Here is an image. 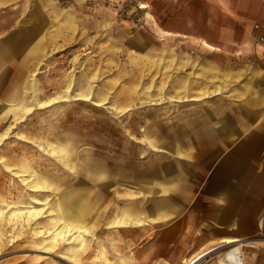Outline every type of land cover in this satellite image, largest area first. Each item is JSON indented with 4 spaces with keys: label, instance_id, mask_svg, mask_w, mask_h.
Listing matches in <instances>:
<instances>
[{
    "label": "rangeland",
    "instance_id": "1",
    "mask_svg": "<svg viewBox=\"0 0 264 264\" xmlns=\"http://www.w3.org/2000/svg\"><path fill=\"white\" fill-rule=\"evenodd\" d=\"M165 4L0 0V37L30 30L40 47L22 78L20 101L4 96L13 73L0 84V264H188L198 252L217 245L195 232L185 248L173 242L177 237L160 243L154 229L162 231L167 224L150 228L129 210L133 183L114 177L104 181L110 186L100 187L102 181L92 180L85 162L94 146H110L106 155L114 163L139 159L138 154L123 158L118 151L139 152V125L154 124L156 114L172 103L179 108L173 114L192 110L194 125L203 116L235 123L247 107L253 108L249 98L258 53L225 52L164 32ZM24 38L31 41L29 33L19 39ZM7 68L14 69L5 64L0 73ZM205 91L211 94L187 101ZM191 135L193 140L183 145L193 153L208 147L199 132ZM197 153L189 154L194 162L187 171L196 174L190 182L200 185L215 159ZM165 154V161L175 157ZM151 166L143 164L146 170ZM70 199L84 200L78 221L60 214ZM71 222L86 230L68 231L64 225ZM235 244L243 264H252L262 255L264 235ZM235 244H218L195 264H220Z\"/></svg>",
    "mask_w": 264,
    "mask_h": 264
},
{
    "label": "crops",
    "instance_id": "2",
    "mask_svg": "<svg viewBox=\"0 0 264 264\" xmlns=\"http://www.w3.org/2000/svg\"><path fill=\"white\" fill-rule=\"evenodd\" d=\"M165 3L161 21L164 32L225 52L243 56L258 53L261 60L252 81L255 91L249 98L253 108L247 107V112L235 123L222 119L210 122L203 116L201 123L194 125L190 115L193 111L186 108L173 114L179 112V108L177 103H172L170 109L156 114L154 124L139 125L142 133L138 138L139 152L126 147L118 151L123 158L138 154L139 159H132L133 162L122 159L116 161L117 164L106 155L110 146L101 147V150L94 146L85 159L88 172L92 180L102 181L100 187L110 186L104 181L114 177L132 182L129 210L137 213L138 222H148L150 228L159 223L167 224L162 231L154 229L157 241L162 244L177 237L179 240L172 241L180 242L185 248L190 242L189 235L194 232L217 245L235 244L264 235V121H259L264 116V106H259L264 101V51L253 39L255 32L264 33V0H172ZM256 24L261 25L257 31L254 29ZM27 33L31 41L19 39ZM34 37L30 30L24 34L12 33L5 39L0 37V69L5 64H12L14 68L0 73V84L13 73L4 91L8 101L20 99L24 86L22 78L31 71L40 53L39 45L33 42ZM185 82L189 84L188 79ZM210 94L205 91L188 96L187 101ZM193 132H199L208 146L196 153L213 155L215 159L214 166L205 173L200 185L190 182L196 174L187 171V165L194 162L188 159L189 154L196 153L183 145L185 140H193ZM163 150L175 159L170 157L165 161L169 156L161 154ZM144 163L151 164V168L144 169ZM176 168L178 171H174ZM146 201L149 202L145 204ZM126 209L127 205H124V214ZM235 245L239 252L238 244ZM171 246L178 249L174 243ZM261 254L251 263L264 264V250Z\"/></svg>",
    "mask_w": 264,
    "mask_h": 264
},
{
    "label": "bare ground",
    "instance_id": "3",
    "mask_svg": "<svg viewBox=\"0 0 264 264\" xmlns=\"http://www.w3.org/2000/svg\"><path fill=\"white\" fill-rule=\"evenodd\" d=\"M25 58H27V57H25ZM87 96L88 95H85L84 97H87ZM99 130H101V129H99ZM69 139H71V138H69ZM68 144L70 145L72 143L68 142ZM85 159H86V157H85ZM95 162H97V160H95ZM73 200H74L75 204H71ZM73 200L70 199V203H69L70 205L61 207L60 214L66 215L70 219L78 221V219H81L82 216H83V211L85 210V203L82 202L84 200H82V201L81 200L80 201H78V200L76 201L75 199H73ZM65 204H67V203H65ZM64 226H67V230L68 231H71L72 229H75V231H80V232L86 230V228H83L84 225L83 224H79V223L71 222V223L65 224ZM228 241H231V240H228ZM213 249L214 248L210 247L208 249H204V250L198 252L197 254L192 256L187 261L188 264H195L197 261H199L202 257H204L207 253H209ZM220 264H242V260L240 258L238 249L235 247V248H232L231 250H229L225 254V258L223 260L222 259L220 260Z\"/></svg>",
    "mask_w": 264,
    "mask_h": 264
},
{
    "label": "built area",
    "instance_id": "4",
    "mask_svg": "<svg viewBox=\"0 0 264 264\" xmlns=\"http://www.w3.org/2000/svg\"><path fill=\"white\" fill-rule=\"evenodd\" d=\"M163 1H165V2H170V1H172V0H163ZM260 28H261V25H259V24L254 25V29H255L256 31H257L258 29H260ZM253 39H254L256 45H257L258 47H260V48L264 51V33H257V32H255V33L253 34Z\"/></svg>",
    "mask_w": 264,
    "mask_h": 264
}]
</instances>
